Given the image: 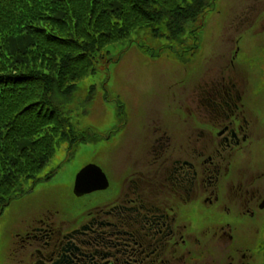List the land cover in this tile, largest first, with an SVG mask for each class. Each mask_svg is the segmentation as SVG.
Returning a JSON list of instances; mask_svg holds the SVG:
<instances>
[{"label":"flooded vegetation","instance_id":"af4514ba","mask_svg":"<svg viewBox=\"0 0 264 264\" xmlns=\"http://www.w3.org/2000/svg\"><path fill=\"white\" fill-rule=\"evenodd\" d=\"M239 22L225 65L142 131L116 198L41 213L14 234L19 264H264V94L235 63L244 38L264 46V15Z\"/></svg>","mask_w":264,"mask_h":264},{"label":"rangeland","instance_id":"374dc122","mask_svg":"<svg viewBox=\"0 0 264 264\" xmlns=\"http://www.w3.org/2000/svg\"><path fill=\"white\" fill-rule=\"evenodd\" d=\"M247 15H264V0H211L210 7L186 25L181 48L184 51L185 46L195 43L192 54L180 53L179 47L163 48L166 40L140 31L101 52L95 72L80 80L70 98L64 100L76 129H88L101 138L79 144L70 155L64 144L56 146L40 173L54 171L53 176L31 188L23 184V193L2 210L0 264H19L14 234L41 213L57 212L60 219L68 220L116 198L119 182L127 175L124 165L133 156L135 145H141L142 131L151 119L170 117L167 110L177 104L174 98L188 93L200 77L210 75L211 67L225 65L231 46L228 24L238 28L232 33H240L244 25L239 27V20ZM258 42L257 38H244L235 63L248 71L249 78L258 79L262 84L258 93L264 94V46L259 50ZM87 165L98 166L108 186L76 196L74 180Z\"/></svg>","mask_w":264,"mask_h":264},{"label":"trees","instance_id":"16d2710c","mask_svg":"<svg viewBox=\"0 0 264 264\" xmlns=\"http://www.w3.org/2000/svg\"><path fill=\"white\" fill-rule=\"evenodd\" d=\"M210 5L211 0H0V214L23 193V184L31 188L53 176L54 171L40 173L56 146L64 144L70 155L79 144L101 138L76 129L65 101L95 72L106 47L140 31L166 40L163 48L192 54L195 43L181 48L186 25Z\"/></svg>","mask_w":264,"mask_h":264},{"label":"water","instance_id":"95a60500","mask_svg":"<svg viewBox=\"0 0 264 264\" xmlns=\"http://www.w3.org/2000/svg\"><path fill=\"white\" fill-rule=\"evenodd\" d=\"M105 187L106 178L102 170L96 165H87L76 175L73 193L80 196Z\"/></svg>","mask_w":264,"mask_h":264}]
</instances>
